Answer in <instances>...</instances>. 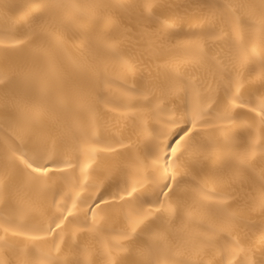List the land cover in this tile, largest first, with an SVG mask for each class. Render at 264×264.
Segmentation results:
<instances>
[{
	"label": "snow or ice",
	"instance_id": "obj_1",
	"mask_svg": "<svg viewBox=\"0 0 264 264\" xmlns=\"http://www.w3.org/2000/svg\"><path fill=\"white\" fill-rule=\"evenodd\" d=\"M167 6L162 0H123L116 5L91 7L104 10L115 7L153 21L158 19L157 10ZM51 7L73 10L76 17L66 32L82 31L78 20L87 13L70 0L56 5H38L34 13L36 21L24 33V39L6 33L0 38V61L8 69L0 73V109L5 119L16 126V134L7 136L3 142L5 156L0 165V203L7 209L0 214V249L11 252L13 258L0 260V264H94L91 259L94 254L104 257L103 264H176L170 259L175 254L174 249H192L199 255L215 246H220L231 257L227 260L222 257L216 264H264V223L259 226L258 246H249L234 238L232 233L245 223L233 208L236 198L207 187L218 179L238 181L242 187L245 183H259L261 192L255 198V205L264 213V99L255 107L243 100L241 89L245 80L240 71L254 52L245 40V32L254 33L264 43V4L255 14L250 10L257 6L244 2L206 0L197 5L210 10L213 18L218 17L225 25L203 34L215 43L196 39L187 47L176 48L168 53L173 59L166 65L163 80L146 81L139 87L124 86L129 99L143 97L144 101L124 106L147 109L153 117L167 109L164 102L168 99L182 96L187 100L193 96L195 103L186 104L182 112L170 111L166 127L151 139L145 155L133 157L130 150H119L130 149L131 142L125 145L118 141L119 148L109 145L103 149L113 154L109 187L114 183L117 191L108 196L98 191L96 196L81 201L84 218L71 233V243L65 231L68 224L77 223V203L71 196L68 197L72 200L71 207L67 203L59 205L53 197L52 206L59 214L54 215L47 227H37L26 218L42 215L51 182L58 176L66 178V170L73 167L70 160L56 158L60 145L74 146L81 154L92 155L94 159L96 149L89 145L100 141L95 139L98 129L93 94L98 84L106 82L103 53L118 56L125 64L129 62L120 56L115 41L102 35L95 37L96 44L88 53L77 58L67 55L64 38H56L55 53L35 44L32 38L39 37L47 23L45 9ZM172 30L175 31L174 27ZM216 43L223 47V53L215 51ZM25 48L29 49L27 54ZM36 56L43 59V66L35 65ZM189 72L227 76L229 87L225 94L230 106L227 115H216L215 90L209 88L202 92L186 78ZM257 78L264 84V56L259 57ZM244 108L258 118L256 139L252 138L250 130H235L232 113ZM77 113H87L89 120L82 124L75 119ZM138 118L143 119V116ZM93 159L81 165L77 158L75 167L80 168L84 182L89 180ZM184 176H192V179H182ZM196 177H202L203 181ZM82 186L77 182L72 187ZM59 191L57 189V195ZM79 195L76 194L77 198ZM106 211L110 215H104ZM197 213L217 217L224 227H209L195 237L177 227L178 222L181 225L193 222ZM113 218L123 224L119 231L109 228ZM79 233L91 234L98 247H82ZM10 238H19L25 242L24 246ZM221 239L228 240L230 250L220 244ZM41 241H50V248L43 259L37 260L36 244ZM65 248L70 250V259L61 255ZM114 253L122 255L117 257ZM16 256L23 259L17 260ZM179 264L212 262L197 258Z\"/></svg>",
	"mask_w": 264,
	"mask_h": 264
},
{
	"label": "bare ground",
	"instance_id": "obj_2",
	"mask_svg": "<svg viewBox=\"0 0 264 264\" xmlns=\"http://www.w3.org/2000/svg\"><path fill=\"white\" fill-rule=\"evenodd\" d=\"M66 2H70V0H0V38L6 33L10 37L24 39V33L28 32L36 21L34 13L38 5H56ZM71 2L79 4L81 11L87 13L86 16H82L78 20L82 26V31L78 34L66 32L76 17L73 10L51 7L45 9L47 23L44 24L39 37L34 36L32 38L34 43L55 53L56 38H64L67 41V55L77 58L88 53L89 49L96 44L95 37L102 35L115 41L120 56L127 59L131 67L129 64L123 63L120 57L107 52L103 53L102 63L105 68L106 82L98 84L96 92L93 94V107L98 129V136L95 139L100 141L89 145L90 148L96 149L94 159L92 155L86 157L81 154L74 146L69 148L60 145L56 158L70 160L73 167L66 170V178L58 176L51 182V190L44 201L42 215L26 218L28 223L37 227H47L54 215L59 214L56 208L52 206L53 197L59 205L62 206L67 203L68 207H71L72 200L68 199L71 196L77 203V223L67 225L65 231L69 243H71V233L84 218V205L81 204V201L90 196H96L98 191L103 192L106 196L117 191L114 183L109 187V169L112 167L113 154L105 152L103 149L109 145L119 148L118 141H123L125 145L131 142L132 147L130 149L126 147L119 150H130L133 157L143 156L150 147L151 139L166 127L165 122L170 118V111L179 109L182 112L186 104L191 106L195 103L193 96H189L187 100L182 96L175 100L168 99L164 102L167 109L158 112L157 116L153 117L147 109L124 106L129 103L144 102L143 97L129 99V96L125 94L124 86L136 85L139 87L146 81L159 82L163 80L166 65L173 59L168 53L179 47H187L191 41L196 39L207 40L210 44L215 43L203 34L212 30H220L225 26L218 17L213 18L210 10L196 7L205 3L206 0H162L168 6L158 9V19L153 21H146L138 14L130 15L115 7L107 10L91 7L97 4L116 5L123 0H71ZM218 2L253 4L257 6L250 10L254 14L258 12L259 6L264 4V0H218ZM173 27L175 31L172 30ZM245 40L249 44L250 50L254 49V52L252 57L240 67L245 80L241 95L244 101L250 102V106L255 107L261 99H264V84H261L257 78L259 57L264 56V43L259 41L254 33L247 31L245 32ZM215 51L223 53L224 49L216 43ZM24 52L27 54L29 49L25 48ZM56 54L60 55V53ZM33 61L37 67L43 66L44 61L41 57L36 56ZM5 71L8 69L0 61V73ZM186 78L190 79L192 84L202 92H206L209 88L214 89L216 115L225 116L228 114L230 106L225 90L229 85L226 75L218 74L213 77L211 74L189 72ZM155 103L164 107L159 101H155ZM232 115L235 118V130L237 132L250 130L252 138L256 139L259 124L254 113L244 108L235 110ZM139 116H143V119H139ZM75 119L83 124L89 120V116L87 113H77ZM15 134V124L7 121L2 109H0V165H2L5 156L3 142L7 136H14ZM237 140L239 142V137ZM31 147L32 145L29 144V148ZM77 158H79L81 165L88 159H93V167L89 170L90 176L87 182L83 181L80 168L75 167ZM131 178L130 175L129 179ZM182 179H192V176H184ZM196 179L203 181L202 177H196ZM77 182L83 186L73 189L72 186ZM207 187L209 190H214L222 195L231 194L236 198L233 202V208L242 215L245 223L237 228L232 236L243 240L249 246H258L259 226L264 223V213L255 205V198L261 192L259 183H245L242 187L238 181L233 183L226 179H218L214 183H209ZM57 189L60 190L58 195L56 194ZM77 193L80 194L79 198L76 196ZM6 211L5 205L0 203V214ZM104 215H110V212L106 211ZM122 227L123 224L118 218L110 220L109 228L119 231ZM177 227H182L184 233L195 237L209 227L221 229L224 224L220 219L210 214L197 213L193 222H186L183 225L178 222ZM10 239H13L21 247L24 246L25 242L19 238ZM78 239L82 247L92 249L98 247L91 239V234L79 233ZM220 244L224 245L225 249L230 250L228 240L221 239ZM49 248L50 241L37 242L36 259H43ZM174 252L175 254L170 259L176 264L183 260L197 258H203L205 261L210 260L212 264H216V261L222 257L225 260L231 258L220 246H215L199 255L195 250L185 248L174 249ZM61 255L71 258L68 248H65ZM114 255L119 257L122 254L114 253ZM256 257L259 258V251H257ZM12 258L11 252L0 249V260L7 261ZM15 258L17 260L23 259L20 256ZM27 259L32 260L33 257ZM91 259L94 264H103L104 261V257L98 254H94Z\"/></svg>",
	"mask_w": 264,
	"mask_h": 264
}]
</instances>
